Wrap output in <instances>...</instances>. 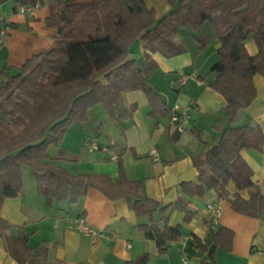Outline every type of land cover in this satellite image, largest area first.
Listing matches in <instances>:
<instances>
[{
    "label": "trees",
    "instance_id": "obj_1",
    "mask_svg": "<svg viewBox=\"0 0 264 264\" xmlns=\"http://www.w3.org/2000/svg\"><path fill=\"white\" fill-rule=\"evenodd\" d=\"M6 1L0 0V8ZM165 1L172 10L158 15L145 0H16L15 9L47 6L46 26L56 31L55 43L46 53L21 68L0 66V233L17 263L48 264L46 247L30 248L24 233L7 235L11 225L1 216L5 201L23 191V168L29 169L37 193L49 204L54 200L76 202L91 189L111 199H132L130 207L143 221L139 227L161 255L170 242L182 239V228L170 227L167 217L158 224L155 214H164L166 208L146 197L142 182L128 179L121 165L116 180L105 174L72 175L50 158L47 149L57 145L70 126L86 124L90 111L98 106L116 122L130 117L136 106L126 108V93L142 92L150 116L171 117V108L150 82L158 68L152 54L170 58L183 53L177 36L186 27L195 33L209 24L218 40L210 87L223 97V112L230 125L213 146L206 147L203 157L194 160L198 182L182 183L181 190L187 198L213 190L234 212L250 218L264 216V193L242 157L245 150L261 151L263 135L249 124L232 125L238 112L256 98L254 78L264 79V0ZM194 38L198 52L211 40L210 35ZM249 39L257 47L254 55L246 47ZM138 47L140 55L135 51ZM188 203L189 199L179 198L173 206L184 211L187 220ZM233 239V231L222 227L214 243L231 252ZM193 241L197 249L206 250L198 237ZM124 264H150V255Z\"/></svg>",
    "mask_w": 264,
    "mask_h": 264
},
{
    "label": "crops",
    "instance_id": "obj_2",
    "mask_svg": "<svg viewBox=\"0 0 264 264\" xmlns=\"http://www.w3.org/2000/svg\"><path fill=\"white\" fill-rule=\"evenodd\" d=\"M15 2L8 0L0 8L1 17L11 26L0 51V66L21 68L34 56L51 49L56 31L46 26L49 17L47 6H39L31 14H24L19 8L15 9ZM181 30L178 35H181ZM198 31L189 35L200 38ZM177 41L183 47V53L170 58L160 53L152 54L158 64L153 75H159L162 81L155 83L152 75L150 82L160 91L169 108L175 105L189 108L190 123L186 131L177 133L169 115L164 118L150 116V107L142 92L126 93L123 96L126 108L136 106L132 115L120 122L109 118L105 112L104 119L97 115L98 124L94 127L96 141L83 140L82 147L91 155L95 151L88 150L90 143H97L106 151H98L93 158L89 156V161H83L77 155L71 160L75 163H71L74 169L63 168L72 175L105 174L116 180L121 165L128 179L142 182L146 197L157 200L166 208L164 214L159 211L155 214L158 224L162 225V217H167L170 227L182 228V239L170 242L167 252L161 255L155 243L146 239L139 227L143 221L131 209L132 199H111L104 192L91 189L76 202L54 200L49 204L44 195L37 193L34 180L26 181L25 178L21 195L6 200L1 210L2 218L11 225L7 235L17 237L24 233L30 248L45 246L48 264H124L145 253L150 255V264H264V216L250 218L234 212L230 203L219 200L213 190L193 198H187L181 190L182 183L198 182L194 160L203 157L206 147L215 144V138L230 122L223 112L226 104L223 97L210 87L214 76L210 73L202 77L200 74L205 66L211 64V70L217 62L219 44L216 43L214 51L194 65L208 45L198 52L197 46L194 51L188 49L182 39ZM246 47L250 54H256L253 39L248 40ZM188 74L199 78L201 85L190 82L186 86L176 83L167 87L168 90L164 87L178 76ZM254 85L257 92L254 102L238 112L232 125L242 127L249 124L259 128L263 135L261 151L245 150L242 157L252 169L253 180L264 193V79L256 76ZM106 129L109 132L106 133ZM65 156L62 150V154L52 159L62 161ZM114 156L117 157L115 160L112 159ZM84 162L106 168L89 171L79 167ZM229 188L234 191L232 184ZM179 198L189 199L188 220L184 211L173 207ZM209 204L222 210L217 223L210 218ZM78 217H84L99 232L95 243L76 230ZM222 227L234 233L231 252L218 249L214 243V236ZM194 236L206 246L205 251L196 248ZM0 264H19L7 252L1 233Z\"/></svg>",
    "mask_w": 264,
    "mask_h": 264
},
{
    "label": "rangeland",
    "instance_id": "obj_3",
    "mask_svg": "<svg viewBox=\"0 0 264 264\" xmlns=\"http://www.w3.org/2000/svg\"><path fill=\"white\" fill-rule=\"evenodd\" d=\"M145 2L148 6L154 7L156 9L158 15L167 14L168 12H170L172 10L171 6L165 0H145ZM181 32H182L181 35L177 36V40L182 39V41H184L185 46L188 49H192V50L194 49V51H195V46H197V49H198V44H197L196 40L190 36L191 34H194V32L189 30V28H187V27L182 29ZM189 33H190V35H189ZM197 34H198V36H200V38L205 37L206 35H210L211 40L208 44L207 49H205L204 52H202L203 54H201V56L195 61L194 65L198 62V60L200 58H203L205 56L207 57V55L210 51H212V50L214 51V49H215L214 47L216 46V43H218L217 38L211 32L209 24H204L199 29ZM135 51H136L137 55H140L142 53L141 47L136 48ZM210 65L211 64H208V66H205V68L201 69L200 74L202 75V77H206L207 75L210 74ZM152 80L155 83H157L158 81L159 82L162 81V78L159 75L154 74L152 77ZM175 84L176 83L171 82L170 85H166L164 87L165 88L172 87ZM167 90H168V88H167ZM97 115L99 116L100 119H101V117L104 116V111L100 106H98V107L94 108L92 111H90V115H89L90 120H89L88 124L83 125V126H77V125L70 126L67 129V131L65 132L61 141L57 145L48 146L47 150H48V155L50 156V158H56L59 154V150H63V151H65V155H66L65 160L56 161V163L58 165H61L62 167L74 169V168H72L74 166H71V163H73V161H71L72 157H75L78 155V157L80 156L83 161H89V156H92V158H93L96 154H98L97 153L98 151L95 150L94 155H91L86 151L87 149L82 147V143H83V140L85 138L87 140L89 139L88 141H90V142L96 141L95 135H94V133H95L94 127L98 124L97 123ZM139 116L142 117V115H139ZM145 117H146V114H145ZM104 118L105 117H103V119ZM105 132L107 133L109 131L106 129ZM92 162L94 163L95 161H92ZM73 164H75V163H73ZM79 167L82 169H89V171H102L99 169H101V168L105 169L106 168L104 165L103 166H97L96 164H92L91 162L80 163ZM72 171H74V170H72ZM23 175H24V178L26 181L32 180V176H31L29 169L23 168Z\"/></svg>",
    "mask_w": 264,
    "mask_h": 264
},
{
    "label": "built area",
    "instance_id": "obj_4",
    "mask_svg": "<svg viewBox=\"0 0 264 264\" xmlns=\"http://www.w3.org/2000/svg\"><path fill=\"white\" fill-rule=\"evenodd\" d=\"M34 9L27 8V7H21L20 12L24 14H31ZM11 28L9 26L8 21L0 16V51L3 49L5 40L10 33ZM190 82L195 83L196 85H201V80L197 78L194 74H188V75H181L178 76L174 83L179 84L180 86H186ZM189 108H180L178 105H175L171 109V117L170 122L172 127L175 129L177 133H184L190 123V116L188 113ZM88 150L92 151H106V148L103 146H99L97 143H90L88 144ZM117 157H112L113 160H115ZM208 211L210 213V218L213 223H217L222 215V210L219 206H216L214 204L208 205ZM75 228L78 231V233L86 238H89L92 243L96 242V237L99 234L97 230L92 228L84 217H78L75 222Z\"/></svg>",
    "mask_w": 264,
    "mask_h": 264
}]
</instances>
